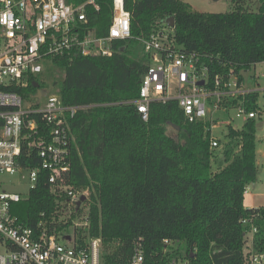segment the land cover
Instances as JSON below:
<instances>
[{"label": "trees", "instance_id": "16d2710c", "mask_svg": "<svg viewBox=\"0 0 264 264\" xmlns=\"http://www.w3.org/2000/svg\"><path fill=\"white\" fill-rule=\"evenodd\" d=\"M86 0H67L77 6ZM233 11L199 13L180 0H124L131 39L113 43L107 56L71 53L52 62L64 71L57 90L67 106L96 104L69 119L74 137L68 183L89 189L88 238H100L104 264H128L133 242L142 241L148 264H246L245 236L256 228L253 249L264 253V207L246 209V187L254 184L256 119L230 128L225 141L211 147L208 123L187 124L177 103H152L143 121L135 105L148 60L138 39H147L174 19L175 43L205 60L209 78L230 77L264 63V0L256 11L251 0H229ZM89 12L97 37L111 22V0H97ZM36 93L32 83L22 95ZM258 93L239 97L246 111L259 112ZM207 130H206V129ZM178 129V130H177ZM36 159L22 157L33 167ZM41 174L27 199L12 212L21 224L35 227L54 211V198ZM71 223L56 225L70 231ZM163 240L169 245L165 248Z\"/></svg>", "mask_w": 264, "mask_h": 264}, {"label": "built area", "instance_id": "2783aa9c", "mask_svg": "<svg viewBox=\"0 0 264 264\" xmlns=\"http://www.w3.org/2000/svg\"><path fill=\"white\" fill-rule=\"evenodd\" d=\"M99 10L97 0L77 6L67 0H0V264H104L101 239L85 237L89 192L68 183L74 145L69 119L79 110L100 105L67 106L57 93H45L43 87L40 98L36 93L22 95L29 83H39L43 73L60 70L52 59L71 53L109 57L114 53V42L131 39L124 0H111L112 16L105 37H97L91 25L89 12ZM138 41L148 66L139 97L124 104L135 105L143 121L148 120L152 103L174 101L187 124H209L211 147L216 148L219 140L212 138L211 132L217 126L206 119L212 109L235 107L238 117H258L259 112L245 110L242 99L232 104L256 91L245 89L235 77H230L226 88L218 75L210 80L205 60L177 46L173 29L164 24L149 38ZM22 157L34 158L36 164L23 166ZM15 174L29 186L25 196L9 191L3 183L4 175ZM41 174L46 175L54 211L48 216L42 214L35 227H27L12 209L27 199ZM81 197L85 200L78 205ZM69 222L70 231H57L56 225ZM242 223L249 225L244 234L246 264H264V253L253 249L256 228L251 220ZM163 244L166 248L169 242L163 240ZM128 264H148L142 241L133 242Z\"/></svg>", "mask_w": 264, "mask_h": 264}, {"label": "rangeland", "instance_id": "374dc122", "mask_svg": "<svg viewBox=\"0 0 264 264\" xmlns=\"http://www.w3.org/2000/svg\"><path fill=\"white\" fill-rule=\"evenodd\" d=\"M187 1V0H185ZM189 1V0H188ZM187 1V2H188ZM190 10L199 13H213L224 14L233 11L232 4L229 0H190ZM258 7V0H251L246 8L251 11H256ZM261 73L264 74V63L258 64L252 67L249 71L242 73L243 87L245 89L255 90L259 97L257 105L259 107V114L256 118V164H257V176L256 181L259 187L264 191V77H260ZM64 78V71L58 69H51L43 73L39 78V84L43 87L44 92L48 94H56L58 88H60ZM207 109H212L207 105ZM206 119L210 124H215L217 127L212 129V138L221 142L225 141L226 135L230 128L239 130L247 120L246 117H238L235 107H230L227 111H214L207 115ZM229 123V125H226ZM3 183L9 191L17 192L22 196H25L29 192V186L26 181H22L18 175H4ZM255 184V183H254ZM87 192L89 189L86 188ZM88 208L90 205V199L88 198L85 203Z\"/></svg>", "mask_w": 264, "mask_h": 264}, {"label": "crops", "instance_id": "0c3cea01", "mask_svg": "<svg viewBox=\"0 0 264 264\" xmlns=\"http://www.w3.org/2000/svg\"><path fill=\"white\" fill-rule=\"evenodd\" d=\"M189 5L191 8L190 0H180ZM244 85V84H243ZM243 205L246 209H255L264 207V191L262 187H259L257 182L255 184H249L246 187L244 194Z\"/></svg>", "mask_w": 264, "mask_h": 264}, {"label": "water", "instance_id": "95a60500", "mask_svg": "<svg viewBox=\"0 0 264 264\" xmlns=\"http://www.w3.org/2000/svg\"><path fill=\"white\" fill-rule=\"evenodd\" d=\"M212 1H218V0H212ZM164 24H165L167 27L173 29V28H174V19H173L172 17H169V18H167V19L164 21ZM199 85L202 86V85H203V82H200ZM32 86H33L34 88H37V86H38L37 82H33V83H32ZM40 96H41V92H40V91H36V97H37V98H40ZM177 130H178V129H177ZM84 200H85V197H81V199H80L78 205L80 204V202H82V201H84Z\"/></svg>", "mask_w": 264, "mask_h": 264}, {"label": "flooded vegetation", "instance_id": "af4514ba", "mask_svg": "<svg viewBox=\"0 0 264 264\" xmlns=\"http://www.w3.org/2000/svg\"><path fill=\"white\" fill-rule=\"evenodd\" d=\"M37 84H38V86H37V88H35V90H36V91H41V90H42V87L40 86L39 83H37Z\"/></svg>", "mask_w": 264, "mask_h": 264}]
</instances>
